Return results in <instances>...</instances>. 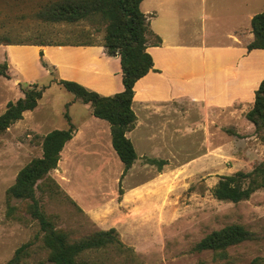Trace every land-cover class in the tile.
Masks as SVG:
<instances>
[{
  "label": "rangeland",
  "instance_id": "rangeland-1",
  "mask_svg": "<svg viewBox=\"0 0 264 264\" xmlns=\"http://www.w3.org/2000/svg\"><path fill=\"white\" fill-rule=\"evenodd\" d=\"M47 1L0 0V34L11 39L30 37L68 43L91 40L102 45L101 27L87 22L47 23L36 18L35 11ZM150 6L158 10L150 28L163 42L149 52L155 63L161 56L169 71L172 66L180 71L172 78L165 77L172 82L171 97L165 90L157 95L147 84L139 86L134 101V110L140 116L138 129L151 131L154 138H137L134 131L129 135L138 154L152 142L158 158L164 160L160 169L146 163L147 155L142 152L140 160L121 176L123 163L112 147L111 134L108 136L107 127L101 124L109 123L93 116L90 103L76 100L58 83L61 79L81 80L90 89L85 81L93 77L102 82L101 91L90 90L102 95L119 92L123 84L118 56L109 55L103 45L102 49L0 46V65L5 63L9 74H0V113L8 101L23 96V90L32 83L44 88L37 106L0 133V264L24 244L26 254L20 264H51L46 260L39 227L25 212V202L11 199L20 217L6 216V189L25 163L41 155V137L54 128L68 126L66 115L77 124L76 136L62 150L56 169L49 172L64 194L49 197L36 191V196L46 213L53 215L57 228L79 236L114 227L128 247L122 252L113 248L91 252L89 259L102 264H197L200 260L207 264H249L256 256L264 257V191L258 189L238 202L212 195L220 176L250 171L264 160V139L245 117L253 102L251 90L261 74L256 71L248 86L239 89L241 100L231 104L227 99L219 106L209 98H186L184 102L174 98L179 89L190 91L201 86L203 73L204 83H210L218 74L215 70L221 60L220 56L212 57V48L227 41V34L239 28L245 44V34L251 31L249 13L260 12L264 0H186V11L175 5L162 7L157 0L140 4L143 12ZM97 54L101 55L99 60ZM99 62L107 66L110 76L90 72ZM152 81V77L147 80L155 84ZM197 92L202 94V89ZM94 131L97 136L92 135ZM230 223L242 224L257 238L229 247L228 258L222 261H214L209 251L193 249L205 234Z\"/></svg>",
  "mask_w": 264,
  "mask_h": 264
},
{
  "label": "trees",
  "instance_id": "trees-1",
  "mask_svg": "<svg viewBox=\"0 0 264 264\" xmlns=\"http://www.w3.org/2000/svg\"><path fill=\"white\" fill-rule=\"evenodd\" d=\"M142 0H49L36 11L35 17L47 23L87 22L103 29V42L109 55L119 57L123 89L112 95H101L87 89L82 84L68 79L59 80V84L74 95L76 100L90 103L91 114L109 123L111 144L119 160L123 163L121 176H124L136 159L134 145L126 132L134 128L136 114L132 109L135 82L153 70V58L147 51L149 45L161 44V37L150 28L148 16L141 10ZM253 39L246 45L247 50L264 49V7L250 20ZM30 37L11 39L0 34V44L19 45H94L91 40L76 43L52 42ZM0 74L9 77L6 64L0 65ZM44 88L32 83L23 90V96L8 101L5 110L0 113V133L11 124L22 119L23 113L33 110ZM66 128H54L41 137V155L31 158L16 173L13 183L6 189L8 218L17 219V205L11 199L25 202V212L33 219L41 233V242L47 250L46 260L51 264H102L89 259L91 252L103 253L113 248L122 252L124 246L116 228L98 229L93 232L73 236L70 232L57 228L53 215L46 213L36 191L57 197L63 193L59 184L49 175L56 169L64 145L74 135L75 125L68 115ZM246 119L254 126L256 134L264 139V78L254 91V100L245 113ZM158 169L164 163L162 159L145 158ZM264 191V160L258 162L250 171H235L220 176L212 188V195L230 202L248 199L256 190ZM67 198L76 205L69 196ZM78 206V205H76ZM257 234L239 223H230L214 229L197 241L193 249L197 252L209 251L214 261L228 258V248L246 240L256 239ZM27 244L17 248L5 264H20L26 254ZM197 264H207L200 260ZM249 264H264V257L256 256Z\"/></svg>",
  "mask_w": 264,
  "mask_h": 264
},
{
  "label": "crops",
  "instance_id": "crops-1",
  "mask_svg": "<svg viewBox=\"0 0 264 264\" xmlns=\"http://www.w3.org/2000/svg\"><path fill=\"white\" fill-rule=\"evenodd\" d=\"M146 1H148V0H142V2H146ZM157 1L163 5L162 7L169 6V5H172V6L175 5V6L179 7L180 9H182L183 11H186V0H157ZM153 7L155 8L156 6H150V8H148L150 10H147L144 12L148 16L149 22L151 21L152 18H155L156 15H158V10L154 9ZM254 14H256V13H254ZM254 14L249 13L250 20ZM239 30H240V28L237 29L236 31L232 32V33L227 34V36H226L227 41H225L224 43L220 42L221 44L216 45L217 47H215V48H212V49H214L212 51V57L216 56V58H217L220 56L221 60H220V64L216 67V70H215V73H218V74L213 75V77L210 79V83L209 84L204 83L205 76L203 73L202 77H201L202 78L201 86L197 85L194 89L190 88V91H189V89L186 90L184 88H182L181 90L179 89L177 91V97H174V98H176V100H180V101L184 102V101H186V98H189V99L204 98V100L209 98L213 102H214V100L218 101V104L220 106V105H223V100L227 99V100H229V102L227 104H231L233 101L241 100L242 97H241V94L239 95V89H242V87L244 89L245 86H248L247 84H248L249 79H252L255 72L258 71L259 74H261V75L255 81V86L253 87V89L251 88L252 89L251 94H252V98L254 100V91L257 88L259 82L264 78V61L262 60V58L264 57V51H262V52H253V51L254 50H264V49H252V50L248 51L246 48V45L253 39V33H252V31H249L250 29L247 31V33L245 34L246 42H245V44H243L244 38L239 37V34H238ZM162 42H163V39H162ZM240 44L243 46V49L241 46H239ZM6 45H16V44H0V46H2V47H5ZM44 46H46V45H44ZM73 46H86L89 48H93V47L98 46L101 49L103 47L102 45H97V44H94V45H73ZM157 47H159V45L158 46L150 45L147 47V51L149 52V50H152V49L157 48ZM240 47H241V49H240ZM192 48L195 49L194 47H192ZM203 49H204V46H203ZM115 56H117V55H115ZM100 58H101V55L97 54L96 59L99 60ZM205 59L206 58H204V60ZM262 67H263V70L261 69ZM153 69L154 70L158 69L159 71L150 70L147 74H145L143 77L138 79L134 84V97H133L132 104H131L133 110H134L135 97L137 96L138 89H139L140 85L143 86L144 84H147V87L149 86V88H150L149 90H152L154 92V94H157V95H158V91L162 92L165 90L166 95H169V97H171L170 87H171L172 82H169L168 79L166 81L165 77L172 78V77L176 76V73L179 72L180 70L177 69L175 66H172V71H169L168 68L166 67V60L161 56H159V59L156 60V63L153 60ZM90 72L94 73L95 76H99V74H101V73L104 74L103 76H105V75L110 76V72H109L107 66L105 64H102L101 62L92 66L90 68ZM203 76H204V78H203ZM121 77H122V74H121ZM150 77H152V79H153L152 82H155V84H151V83L147 82V80ZM96 78H99V77H96ZM188 78H190V77H188ZM68 80H70V79H68ZM74 81H76V80H74ZM79 81L81 82V80H79ZM76 82H78V81H76ZM80 82H78V83H80ZM81 83H83V82H81ZM184 83H185V81H184ZM188 83H190V82H188ZM85 84L88 85V87H90V89H99L100 90L101 86L99 84H102V82L91 77L90 79H86ZM210 85H213V86H210ZM200 89H202V94H201V92H197ZM100 93L102 95V92H100ZM157 98H160V97L157 96ZM162 98H165V100L168 99L166 96H162ZM162 98H160V99H162ZM181 98H184V99L181 100ZM252 104H253V102H252ZM134 112L136 114V123H135L134 128H132L130 131L126 132V136L129 137L131 140L132 137L129 134H131L134 131V132H136L137 138L139 136L140 137H146V138H151V137L154 138L153 133H151V131H148L145 129H138L140 116L138 115L136 110H134ZM182 116H184L183 113H182ZM101 124H104L107 127V133H108V136H110L109 135L110 134L109 133V131H110L109 125H107L105 123H101ZM74 125L77 127V124H74ZM184 128L186 129V126H184ZM184 128L182 130H184ZM78 129H79V126H78ZM75 131H76V128H75ZM94 134L97 136V133L95 131L92 133V135H94ZM75 136H76V134H74L73 137L68 142H72L74 140ZM92 140H93V138H92ZM68 142H66L64 147L67 145ZM132 143H134V142L132 141ZM148 145H149V147H147L146 149L142 148L140 150L141 151L140 154H138V152L135 149L137 157L134 160L132 166L135 165L136 162L140 160V158L143 156L144 153L147 155L146 157H148V158L159 159L158 158L159 155H158L157 151L153 149L152 142H148ZM64 147H63V149H64ZM110 148H111V146H110ZM149 149H152V150H149ZM142 152H144V153L142 154Z\"/></svg>",
  "mask_w": 264,
  "mask_h": 264
}]
</instances>
